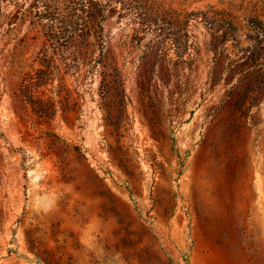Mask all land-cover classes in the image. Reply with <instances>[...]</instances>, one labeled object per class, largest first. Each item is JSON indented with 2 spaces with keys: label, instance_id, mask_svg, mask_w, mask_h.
I'll list each match as a JSON object with an SVG mask.
<instances>
[{
  "label": "rangeland",
  "instance_id": "obj_1",
  "mask_svg": "<svg viewBox=\"0 0 264 264\" xmlns=\"http://www.w3.org/2000/svg\"><path fill=\"white\" fill-rule=\"evenodd\" d=\"M0 264H264V0H0Z\"/></svg>",
  "mask_w": 264,
  "mask_h": 264
},
{
  "label": "trees",
  "instance_id": "obj_2",
  "mask_svg": "<svg viewBox=\"0 0 264 264\" xmlns=\"http://www.w3.org/2000/svg\"><path fill=\"white\" fill-rule=\"evenodd\" d=\"M73 67L74 65L70 63L59 64L56 56L48 48H45L25 73L19 88L20 97L39 116L53 118L59 110L62 112L73 110V106H77L78 102H74L73 105L70 104L66 88V74ZM112 77V83L120 87L117 73H114ZM56 80H58L57 85H55ZM110 84L111 82L108 83L103 78V87H109ZM68 118L71 120L72 116Z\"/></svg>",
  "mask_w": 264,
  "mask_h": 264
}]
</instances>
